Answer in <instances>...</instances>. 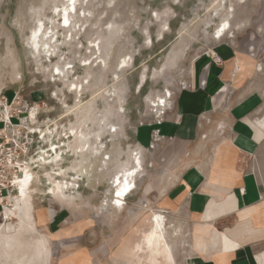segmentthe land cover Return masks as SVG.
Masks as SVG:
<instances>
[{"label": "rangeland", "instance_id": "obj_1", "mask_svg": "<svg viewBox=\"0 0 264 264\" xmlns=\"http://www.w3.org/2000/svg\"><path fill=\"white\" fill-rule=\"evenodd\" d=\"M229 5L231 16L225 11ZM65 6L67 0H0V92L39 108L37 126L46 138L41 157L48 162L57 146L64 154L59 162L63 180L80 181L73 200L59 201L47 193L45 172L51 165L40 161L37 174H31L38 235L54 250L56 264L136 263L140 258L132 248L156 212L165 217L168 237L177 231V237L169 238L175 264H189L200 239L194 225L181 211L155 206L159 192L148 193L162 171L156 155L167 140L154 126L165 111L177 110L184 92L194 91V68L205 59L223 67L232 86L246 80L248 88H264V0H82L69 16V32L59 27L57 15ZM225 19L230 33L218 38L216 29ZM38 26L56 35L48 56L47 46H40L39 53L31 48ZM238 59L246 60L243 68L235 66ZM54 66L60 78L50 77ZM73 84L83 87L78 99ZM168 91V110H157L153 102ZM71 128L87 130L91 137L99 134L109 158L104 164L92 157L87 177L72 170L80 171L84 162L72 156L78 142L67 139ZM207 129L200 127L199 132ZM199 139L203 150H211L215 138ZM135 153L143 170L125 199V210L107 211L103 204L115 190L113 177L133 166Z\"/></svg>", "mask_w": 264, "mask_h": 264}, {"label": "crops", "instance_id": "obj_2", "mask_svg": "<svg viewBox=\"0 0 264 264\" xmlns=\"http://www.w3.org/2000/svg\"><path fill=\"white\" fill-rule=\"evenodd\" d=\"M235 61L238 69L247 63ZM224 72L207 59L198 63L194 91L184 92L177 110L165 111L154 126L167 140L156 155L162 171L148 193L159 192L155 206L181 211L194 225L200 239L189 264H264V88H248L246 80L232 86ZM199 135L215 138L211 150L202 149ZM0 230L9 236L16 222ZM22 243L11 249L0 244V264H56L54 250H39L28 262L36 250Z\"/></svg>", "mask_w": 264, "mask_h": 264}, {"label": "bare ground", "instance_id": "obj_3", "mask_svg": "<svg viewBox=\"0 0 264 264\" xmlns=\"http://www.w3.org/2000/svg\"><path fill=\"white\" fill-rule=\"evenodd\" d=\"M81 1L82 0H67V6H65L60 11L57 10V15L60 17L59 20L60 28L67 29L68 32L70 31L71 22L69 20V16L71 15V13L74 14L76 13L77 4H80ZM232 7L230 6V10L229 9L225 10L227 15L230 16L232 15V9H231ZM65 21H67V23H65ZM230 28H231L230 22L228 21V19L223 20L222 24L218 26L216 29V34L219 32V35H217V37L222 38L226 34L230 33ZM50 33L52 32L48 33L41 26H38L36 29H34L32 33L31 48H34L35 50L38 49L37 52L39 53L40 46H47L48 50H45L46 52L45 56H48L50 54L51 47H53V43L57 42V39H55V41L53 40V38L56 37V35ZM96 47H97V52H99L100 48L98 46ZM101 58L102 57L100 56V54L98 55V57H96V59H99L98 66L100 67L103 62ZM85 66L91 67V63L90 62L87 63L86 61ZM57 69L58 68L56 66L52 68L50 77L54 78L55 77L54 75L56 74L58 77L60 76V73L57 72ZM82 88L83 87H80V89H78V86H76L75 89L72 90V93L75 95L76 99H78V97L81 95ZM170 96L171 94L168 91L163 96L158 97L157 103L155 104V101L153 102L154 107L157 110H162V109L168 110L167 104H168V99H170ZM79 130H75L74 128H71L70 129L71 134L67 139L73 137L75 141L78 142V145L73 149L74 151L72 153V156L76 155L77 158L78 157L81 158L84 164H81V166H79L80 171H76V167H74L72 170L75 172V174L83 178L85 175L87 177L88 172H87L86 164L90 163V159L92 157L98 158L100 162H103L104 164H106L109 158L104 157L105 155L103 151L104 144L99 134L93 135V137H91L90 136L91 134L87 133L88 132L87 130H86L87 132L83 129H81L80 131ZM112 131L115 133L116 129L113 127ZM67 147L69 148L68 145ZM52 150H54V154L52 153L53 155L47 158L49 159V161L48 162L44 161L46 159L45 158L43 160L44 162L42 163L46 165L48 163L49 165H51V169H50L51 171L45 172L47 184L49 185L48 187L49 192L47 193L53 196L55 199H58L59 201L68 202L75 198L74 195L78 194L77 180L79 181V178L76 179L73 178L70 181L63 180V175L65 173V170L59 166V162L62 160L64 154L61 153L62 152L61 149L58 148L57 146L53 147ZM132 162H133V166L131 168L122 169L115 173L112 184L113 185L115 184V188L113 189H115L114 191L116 193L115 195H113L114 194L113 191L110 202L109 203L106 202L105 204H103V206H105L107 211L111 209L115 213H121L125 210V206H126L125 199L129 195V192L134 187L135 178L143 170L141 157L139 156L138 153H135L132 156ZM26 176L29 177V179L26 180L25 179ZM31 178L32 175L29 172H26L24 179H22L19 184L20 195L17 196L14 200V205H13L14 212H12V215L14 217L13 220L16 222V231L8 236L5 235V233L2 234L0 230V244L1 245L4 244L3 245L4 247L11 249L14 246V244L17 245L16 243H19L20 241L22 243L24 241L25 250H36L35 254L26 257L28 262L31 260L33 261L35 257L36 258L40 257L39 250L41 251L45 250L46 252L49 250L47 241L44 240L43 237H37L39 232H38L34 210H33V204H32V200H33L32 195L34 194V191L31 189L32 188L30 184ZM58 178H62V180H59ZM125 187H127L128 190L124 192L123 195L117 196V193L122 192L125 189ZM21 188H23V193H21ZM164 218L165 217L161 216L156 212L151 215L149 221L150 228L148 229L147 232H145L141 236L140 240L132 248L134 255L138 256V259L139 258L140 259L136 263L128 262L127 264H175L173 259V253L171 251L172 249L169 238H171V236L172 238H174L173 235L177 237L178 234L177 231L174 230V233L172 232L173 235L171 234L170 237H168V231L166 228L167 224L165 223ZM29 237L36 238L35 239L36 241H34L32 245H30L31 242L29 241ZM142 253L145 254V257L143 259L141 257ZM190 262H192V260Z\"/></svg>", "mask_w": 264, "mask_h": 264}, {"label": "built area", "instance_id": "obj_4", "mask_svg": "<svg viewBox=\"0 0 264 264\" xmlns=\"http://www.w3.org/2000/svg\"><path fill=\"white\" fill-rule=\"evenodd\" d=\"M36 106L24 105L17 96L0 92V220L14 217V200L25 173L37 174L42 153V134ZM160 123V122H158ZM33 178H31L32 182ZM31 184V183H30Z\"/></svg>", "mask_w": 264, "mask_h": 264}, {"label": "snow or ice", "instance_id": "obj_5", "mask_svg": "<svg viewBox=\"0 0 264 264\" xmlns=\"http://www.w3.org/2000/svg\"><path fill=\"white\" fill-rule=\"evenodd\" d=\"M65 23H67V21H65ZM109 27H111V26H109ZM34 35H35V33H34ZM217 35H219V32L217 33ZM72 66L71 65H69V68H71ZM59 69H57V72L59 73ZM75 87H76V85L75 84H73L72 85V88L73 89H75ZM25 179L27 180V179H29V177H25ZM128 189H127V187H125V189L122 191V192H118L117 193V196H121V195H123L124 194V192H126ZM21 193H23V188H21Z\"/></svg>", "mask_w": 264, "mask_h": 264}]
</instances>
